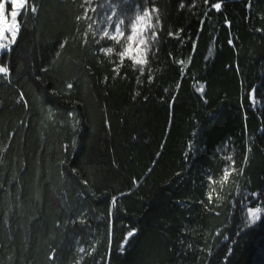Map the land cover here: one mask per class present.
I'll list each match as a JSON object with an SVG mask.
<instances>
[{
    "label": "trees",
    "instance_id": "trees-1",
    "mask_svg": "<svg viewBox=\"0 0 264 264\" xmlns=\"http://www.w3.org/2000/svg\"><path fill=\"white\" fill-rule=\"evenodd\" d=\"M86 2L27 0L0 56V264H264V0ZM105 5L151 16L142 64Z\"/></svg>",
    "mask_w": 264,
    "mask_h": 264
},
{
    "label": "rangeland",
    "instance_id": "rangeland-1",
    "mask_svg": "<svg viewBox=\"0 0 264 264\" xmlns=\"http://www.w3.org/2000/svg\"><path fill=\"white\" fill-rule=\"evenodd\" d=\"M86 1L88 9L94 11L92 4L96 0ZM26 7L27 0H10L0 4V56L2 53L9 51L14 44L20 29L18 17L26 10ZM151 20L149 13H138L129 27L128 33L125 34L122 22L115 17L114 8L111 5H105L102 16H92L89 22L90 26L95 28L99 37L123 43L125 45V55L138 62V64H142L144 56L155 40ZM1 72L3 70L0 67ZM256 216V212H251V221H255Z\"/></svg>",
    "mask_w": 264,
    "mask_h": 264
}]
</instances>
